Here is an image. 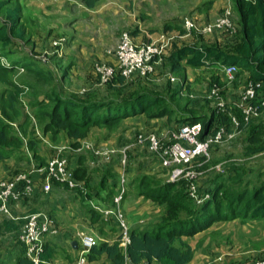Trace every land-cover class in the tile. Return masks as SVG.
Instances as JSON below:
<instances>
[{
    "label": "trees",
    "instance_id": "16d2710c",
    "mask_svg": "<svg viewBox=\"0 0 264 264\" xmlns=\"http://www.w3.org/2000/svg\"><path fill=\"white\" fill-rule=\"evenodd\" d=\"M214 2L208 1L202 7L209 9ZM95 5L96 1L88 4L90 8ZM234 8L239 20V30L234 40L229 39L223 44L215 45L196 43L175 46L164 58L162 65L173 74L184 75L188 68L236 66L239 68L237 81L248 74L249 81L262 83L257 100L260 102L264 100V0H235ZM23 13L24 9L19 0H0V15L3 17L0 22V161L15 158L18 163L29 166L34 162L36 167L42 168L48 163L41 156L43 138L48 137L55 145L71 140L74 147L79 141L86 139L94 127L118 133L125 121L138 117H146L149 121L168 119L177 129L201 123L203 133L200 139L205 140L208 136L215 135L220 127H225L229 133L233 131L230 111L235 112L242 121L241 132L245 133L247 142L245 156L264 154V114L251 119L247 125L236 108H228L225 113H218L216 108H211L209 116L199 114L191 109V102L181 104L180 90L173 91L170 98H167L148 86L141 77L135 78L131 83L117 73L105 85L111 93L110 97L103 100L83 101L75 96H62L55 89L53 72L43 68L21 50L22 44L28 45L33 38ZM182 28L183 23L176 26L166 24L164 31ZM129 33L134 37L136 31ZM75 65V62H68L61 74L62 80L68 77ZM20 73H26L23 75L24 81L19 80L23 86L15 79ZM133 85V91H128ZM27 90L35 94L30 106L24 107L23 95ZM91 156L83 154L78 159L87 160ZM213 162L217 160L214 159ZM213 162H209L210 165L215 164ZM127 169L132 170L130 164ZM82 171L83 167L74 170L75 180ZM110 171L102 172L100 183L95 188L99 193L100 190H107L106 197L104 200L102 198L103 202H96L103 204L105 208L113 206L115 196L122 189L121 186L109 184V177L117 176ZM169 177L170 171L165 169V175L150 172L144 175L135 174L129 179L124 201L130 196L141 197L162 207L163 213L159 221L150 228L143 231L131 230L130 243L126 248L121 246L119 223L112 222V230L117 237L114 236L113 241H98L87 255L88 262L153 264L157 261L160 264H189L194 259L195 249L185 239L193 238L220 222L240 219L243 222L262 221L264 224V168L247 172L244 166L232 164L228 171L225 169L223 172H213L202 185L204 193H210L212 197L202 205H197L191 199L186 181L174 183L168 180ZM53 187L69 188L59 182H54ZM84 198L94 200L91 193ZM108 204L110 205L107 206ZM83 209L92 223L99 225L97 231L103 237L106 236L105 227L110 222L102 220L103 215L93 206L84 205ZM37 212V209H33L30 214ZM25 224L24 218L3 220L0 224V235L20 233ZM48 238L40 256V264H51L59 254L57 245ZM16 240L19 246L16 264H34L26 256L19 234Z\"/></svg>",
    "mask_w": 264,
    "mask_h": 264
},
{
    "label": "rangeland",
    "instance_id": "374dc122",
    "mask_svg": "<svg viewBox=\"0 0 264 264\" xmlns=\"http://www.w3.org/2000/svg\"><path fill=\"white\" fill-rule=\"evenodd\" d=\"M43 1L45 0H19V3L24 9V21L27 23L28 30L30 33H32L33 37L29 41L28 45L22 44L21 50L28 53L31 58L36 60L43 68L50 69L53 72L55 77V82H53L56 86L55 89L57 92L61 93L62 96H75L76 98L83 101L101 99L103 100L110 97V90L106 86L99 83V78L96 73V66L102 63L114 64L116 58L115 56L117 43L119 42L121 34L124 32L129 33L131 31L139 29V26H136V24H134V11H132L133 15L127 16L123 19L120 9L121 7L119 6H123L124 3H122L120 0H80V3H78L79 1H77V3H74L75 1H72L74 3V5L72 6H69L72 3L69 0L71 3L64 4L67 5L66 8H59V10H57L55 7H51L52 9L47 11L42 9V7H45V3ZM91 1H96L95 7L97 8H88L87 5ZM122 1L126 2L125 0ZM202 1L204 0H148V7L146 10L150 14L148 18L150 20L146 25H149V28L158 29V34H160L163 33L162 27L166 23H170L176 26V24H181L180 22L183 23L185 18H190L200 25L207 24L210 22H214L222 14L223 8L227 7V5L232 6L234 12L233 19L238 24L239 20L234 8L235 0H223L225 1L223 3L225 7L219 10H216V6L215 8L208 10H206L205 8L201 10L200 14L198 13V15L196 14L194 16H191V13H189V7L193 8L194 6L200 4ZM52 3L48 1V4H46V6H49V4L51 5ZM57 3L58 0L54 2V4ZM64 9H66V11H64ZM2 21L3 17L0 15V22ZM131 22L132 24H130ZM140 30L145 31L146 29L140 28ZM236 35L237 34H235L234 36H230L229 34H216L214 36L206 37L197 36L194 34L195 41L193 42V44H223L229 39L230 41L234 40ZM89 37L95 39V44L88 45V42L90 41L88 40ZM62 39L66 40L63 46H58L57 48L53 46V42H58ZM137 40L139 41V39ZM180 44V46H185L190 44V41L182 40ZM79 46L81 47L78 48ZM107 49L112 50V54L106 55L105 51ZM18 50L22 52L19 47ZM74 51L77 52L76 55H74ZM43 56H45L46 58L48 57L47 63H43L41 61ZM70 61L75 62L76 65L73 66L68 77L65 80H62L61 74ZM162 64L163 62L157 66L155 74H153L149 78H145L147 85L163 93V96L167 98H170L169 96L172 95L173 91L180 90L179 98L181 100V104L183 102H191V109L199 114H204L207 116H209V110H211V108L215 109L217 107L216 100L209 98L213 83H220L222 87L220 93L221 96L227 103H232L239 100L249 81V75L245 74L239 81L236 80L233 85L228 86L225 82H223L220 75L221 71H219V69L217 68H213L210 70L201 69L197 71H193L194 69H187L184 75L173 74ZM24 74L26 73H20L16 75L15 78L18 81V84L22 86L23 84L20 83L19 80L24 81ZM171 77L175 80L172 81ZM133 89L134 85L131 86L128 91H133ZM34 94L35 93H32L31 90H27L24 93V107L30 106L32 96H34ZM230 99H232L233 101H231ZM25 110L27 112V108H25ZM126 122L128 125H131L133 127H131L132 132L126 136L127 140L125 141H127V143H125L123 147L129 144L132 146L133 141L136 144L138 135L144 133H154L161 139H163L164 142H167L169 141V138L166 137L167 133L169 131L177 130V127H174L175 124L172 125L168 121V119L149 121L146 117H140L129 119L124 123ZM182 127L183 126H181V128ZM244 137L245 133L240 132L232 142H226L223 145H215L210 151L211 153L209 160L206 158H198L195 160L194 164L196 171L202 172V175L197 180L200 194H204L202 188L203 183L206 182V180L210 178V175L215 171L223 172L225 171V169H227L228 171L229 166L232 164L237 166H244L247 172H250L252 170L257 171L258 168L264 167V154L253 157L245 156V148L247 142H245ZM114 143L115 141H112V143L109 144V148H111V146H114ZM147 146L143 145L140 146L141 149L134 150V164H132L133 153L131 154L132 158H130V166L135 170L134 173H136V175L150 174L149 170L147 171L149 167L147 169L146 167H143L147 163V161H150L151 164H153L151 166L152 168H154L156 165L161 166L160 162L156 158L150 156L147 150L143 148H147ZM214 159L217 160V162H213ZM209 162H213L215 164L210 165ZM204 166L208 167L204 168ZM218 166H220L221 168L220 171L217 170ZM21 171L23 172V170ZM126 184L127 183H125V188L127 190L128 188ZM68 190L72 191L70 189ZM74 190H80V192H82L83 194L86 192V189H84L83 187ZM66 195H69V193L64 192L65 197ZM84 195H87V193H85ZM129 198H131L129 202H132V198L134 197L130 196ZM46 199L47 201H49V198H47V196ZM134 200L137 199L134 198ZM95 204L96 203L93 202V205ZM41 206L43 207L42 210L47 212L48 214L50 213V216L56 222L57 212L50 204V202L47 204L44 203ZM130 206L133 207V205ZM157 207L159 208L160 206ZM160 208L163 213L162 207ZM122 211L128 221L129 219L125 209L123 208ZM145 221L147 222L149 220L145 219ZM136 225H141L142 227L146 226L144 222H141V224L136 223ZM129 228L130 230H132L131 225H129ZM80 233L90 234L97 240H99V237H97L99 236V234L97 233L93 234L86 231H81ZM6 241H8V238L6 239ZM2 242H4V239L0 238V245L2 244ZM16 242L18 243V240H16ZM2 252V258L7 257L5 251L3 250Z\"/></svg>",
    "mask_w": 264,
    "mask_h": 264
},
{
    "label": "crops",
    "instance_id": "0c3cea01",
    "mask_svg": "<svg viewBox=\"0 0 264 264\" xmlns=\"http://www.w3.org/2000/svg\"><path fill=\"white\" fill-rule=\"evenodd\" d=\"M40 1V0H38ZM49 2H53L49 6ZM57 1V0H56ZM53 0H45L43 1L45 3V7H42L43 10H51V7H55L57 10L59 8H66L67 3H71L72 1H75L74 3H80V0H58L57 4H54ZM121 7L122 12V18H126L127 16L133 15L132 11H134V24L136 26H139V29H136V34L134 36L136 42L142 44L147 43L149 41H155V42H162L161 37L165 36L166 38H169L170 46L167 47V53L168 55L171 53L173 48L175 46H180V42L183 40H189L191 45L195 41L194 34L188 35L187 30L183 26L182 30L173 29L164 31L165 25L170 24L166 23L163 25V33L158 34V29L156 28H149V25H146L150 19L149 12H147V3L148 0H125L126 2ZM211 0H204L200 4L194 6L193 8L189 7V13H191V16L198 15V13H201L202 9H205L202 7L203 4ZM214 4L209 9L215 8L216 10H219L225 5L223 4L225 1L223 0H214ZM72 2L69 6L74 5ZM216 3V5H215ZM54 4V6H53ZM64 5V6H63ZM88 6V5H87ZM96 6V5H95ZM89 9H95L90 8ZM100 9V8H98ZM224 9V8H223ZM68 10V9H67ZM109 10V9H108ZM107 10V11H108ZM206 10L208 8L206 7ZM66 11V9H64ZM130 11V13H129ZM182 25V22H180ZM132 24V22L130 23ZM146 25V27H145ZM180 25V24H179ZM140 28L146 29L145 31H141ZM145 33V35H144ZM214 36V35H213ZM75 37V36H73ZM208 37V36H206ZM139 39V41L137 40ZM88 45L95 44L94 38L89 37ZM91 43V44H90ZM118 45V43H117ZM79 46L78 48H80ZM112 49V48H109ZM107 49L105 51L107 54H112L111 51ZM109 50V51H108ZM108 51V53H107ZM76 51H74V55H76ZM111 59V58H110ZM113 62V61H112ZM110 62V63H112ZM213 68L219 69L221 71L220 66H214L211 68H201L210 70ZM190 70H193L191 68H188ZM201 69H194L193 71L201 70ZM190 72V71H189ZM221 78L223 82H225L228 86L233 85L234 83L228 84L221 72ZM132 83V82H131ZM233 101L232 99H230ZM140 118V117H138ZM131 125H128L127 122L123 124L122 130L118 133L110 132L106 128H99L94 127L91 129L89 136L79 141L78 145L72 146L71 140L66 141L64 143H61L59 145H55L50 142L49 138H43V145L41 150V156L45 157L47 160H50L54 156L62 155L63 157L67 158L68 160V167L71 169L72 172H74L75 169L78 167H83L84 171H82L79 174V177L76 178L78 181L77 183L79 186L77 188H84L86 189L87 194L92 195V199H85L87 195H84L80 190H74L70 189L72 191H69L67 188H54L52 192H45L43 189V183L44 178L41 173H38L36 169V165L30 164L29 166L25 163H18L16 159H10L6 161H0V182L2 180H8L15 176L18 173H22L21 170L25 173L31 174L33 177L34 182V193L31 197L24 198L20 200L17 203H14L10 206V216H4L3 214H0V224L3 220H19L30 214V211L33 209H37L38 212H44L42 210L43 207L42 204H47L50 202V204L53 206L55 211L57 212L56 216V222L54 221L55 228L58 230L57 234L54 236L49 237L48 239L51 240L54 244L57 245L59 254L58 256L53 260L51 264H69L74 263L77 261L79 255H80V239L79 234L81 231H86L88 233H97L99 234V241H113L114 236L117 237L113 232V224H117V219L114 214V200L115 198L120 194L116 195L113 200V206L110 208L103 207V204L96 203V202H103L102 198L106 197V194L108 193L107 190L103 189L99 192H96L97 186L100 183V179L102 177V172L106 173V171L115 173L117 176L109 177V184L110 185H118L124 187L125 193V183L129 181L130 178L134 177L136 173H134V169L127 171V166H123L122 159H123V150H127V165L130 164V158H132V164H134V150L135 149H141L140 146L147 144H136L133 141L132 146L129 144L125 147L123 145L127 143L126 136L132 132ZM178 130V129H177ZM176 131V130H175ZM173 131H169L166 135V137L170 140V133ZM146 134V133H144ZM152 134V133H148ZM122 137V138H121ZM121 138V139H120ZM129 140V139H128ZM112 141H115L114 146H111L109 148V144L112 143ZM125 141V142H124ZM124 142V143H123ZM87 143L90 144L94 150L101 151V150H110L114 151V153L109 155H96L92 151H84L81 153L76 152V148L81 146L82 144ZM123 147V149H122ZM148 152V146L147 148L143 147ZM63 149V151H62ZM62 151V153H61ZM139 151V150H136ZM133 153V154H132ZM85 154L86 156L92 155L90 158L87 157V160H81L78 159L79 155ZM132 154V155H131ZM149 154V152H148ZM147 161V159H146ZM146 165V166H145ZM143 167H146L147 171L152 173H158L159 175H165V169H163L161 166L156 165L154 168L151 166V162L147 161ZM131 167V166H130ZM264 168V167H260ZM256 169V168H255ZM259 169V168H258ZM140 173V172H138ZM170 180V177L169 179ZM123 181H125L124 184ZM76 188V189H77ZM68 190V191H67ZM64 192L69 193V195L64 196ZM49 198V201L46 199ZM50 196V197H49ZM135 198V197H134ZM132 198V202H129L131 198H128L126 201H124V204L122 202V206L126 211V214L128 215V223L131 225L132 230H144L146 228H150L151 226L155 225L159 221V217H161L162 211L161 208L157 207L156 204H152L150 202L145 201L143 198L139 197L136 198L137 200H134ZM93 202L96 204L93 205ZM109 203L108 201H106ZM104 204H107V203ZM111 202V200H110ZM129 204V205H128ZM84 205L93 206L96 208H100L103 212H100L102 216V220L105 222H110V224L105 227L106 236L103 237L98 231L97 227L98 224L94 225L92 221L89 219V217L85 214V211L83 209ZM108 204L107 206H109ZM130 205H133L131 207ZM102 207V208H101ZM122 208V210H123ZM158 217V218H157ZM149 220V221H145ZM127 220V219H126ZM141 222H144L146 226L142 227L141 225L137 226V224H141ZM151 223V224H148ZM142 227V228H140ZM18 233H4L3 235H0V238L4 239V242L0 245V264H10L14 263L16 264V257L19 254V246L16 242V238ZM8 238V241L6 239ZM192 247L195 249V256L191 263L189 264H250L258 259L264 258V224L262 221H245L243 222L240 219L230 221V222H220L212 226L209 230L198 234L197 236L193 238H187L185 239ZM77 244V248L73 247V244ZM5 251L7 257H3V252ZM88 264H96L94 262H88ZM153 264H160L157 261H154Z\"/></svg>",
    "mask_w": 264,
    "mask_h": 264
},
{
    "label": "built area",
    "instance_id": "2783aa9c",
    "mask_svg": "<svg viewBox=\"0 0 264 264\" xmlns=\"http://www.w3.org/2000/svg\"><path fill=\"white\" fill-rule=\"evenodd\" d=\"M234 12L231 5L223 9L222 14L214 21L207 24H198L190 18H185L183 26L188 35L213 36L216 34H229L234 36L238 33L239 26L233 19ZM162 42L149 41L147 43H138L128 32L121 34L114 64L102 63L96 66V73L101 85L110 83L115 75L119 73L126 82H132L135 78H149L156 73V68L168 56L167 47L170 46L169 38L161 37ZM66 40L53 42L54 47L63 46ZM43 63H47L48 57H42ZM225 81L228 84L236 81V75L239 68L236 66H220ZM171 80L175 79L171 77ZM221 85L212 84L210 99L217 102L216 109L218 113H225L228 108H236L244 118L247 125L251 119L259 118L264 114V100L258 102V93L262 89V83L249 81L239 100L227 103L221 96ZM257 101V102H256ZM233 110V109H232ZM229 117L233 125V131L227 132L225 127H220L215 135L208 136L201 140L203 125L201 123L186 125L170 133V140L164 142L158 135L140 134L137 137L138 144H147L149 153L156 158L164 169L170 171V181L188 183V192L191 199L197 204L202 205L211 199L210 193L200 194L197 180L202 175L195 169V160L198 158L210 159L211 148L218 144L232 142L241 132L242 121L235 112L230 111ZM39 135V132H37ZM76 152L92 151L96 155H109L114 153L110 150L95 151L87 143L77 147ZM63 151V149H62ZM61 151V153H62ZM123 166H127V150H123ZM220 166L217 170L220 171ZM44 178L43 189L45 192H51L54 182L67 185L70 189H76L79 184L74 178L73 172L68 167L67 158L62 155L54 156L48 161L47 165L37 168ZM33 177L29 173H18L8 180L0 182V214L10 216V206L24 198L31 197L34 193ZM125 182L123 181L122 184ZM125 189L122 187L120 194L114 200V214L121 228V246L126 248L130 243V228L126 217L122 211V202L124 200ZM100 212V208L96 207ZM26 224L19 233V241L26 250V256L34 262L40 264V256L45 249V243L48 237L57 234L54 219L45 212L31 213L24 217ZM80 255L76 262L69 264H88L87 255L90 250L98 244L94 236L86 233L79 234ZM250 264H264V259H259Z\"/></svg>",
    "mask_w": 264,
    "mask_h": 264
},
{
    "label": "water",
    "instance_id": "95a60500",
    "mask_svg": "<svg viewBox=\"0 0 264 264\" xmlns=\"http://www.w3.org/2000/svg\"><path fill=\"white\" fill-rule=\"evenodd\" d=\"M73 247H74V248H77V244H76V243H74V244H73Z\"/></svg>",
    "mask_w": 264,
    "mask_h": 264
}]
</instances>
